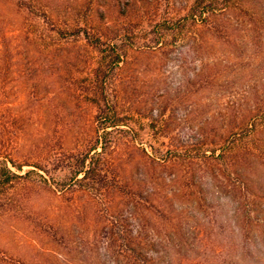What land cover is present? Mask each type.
I'll return each mask as SVG.
<instances>
[{"label": "rangeland", "instance_id": "rangeland-1", "mask_svg": "<svg viewBox=\"0 0 264 264\" xmlns=\"http://www.w3.org/2000/svg\"><path fill=\"white\" fill-rule=\"evenodd\" d=\"M191 1L0 0V162L5 159L14 171L9 161L22 164L20 173L34 169L23 179L14 206L0 208V264H102L101 211L109 201L112 208L128 204L115 196L103 206L100 200L106 197L64 188L72 183L70 173L51 171L49 163L51 155L81 149L94 136L88 82L97 54L83 31L132 33L131 43L141 46L149 43L152 25L183 15ZM241 8L209 18L210 30L166 45L164 53L132 52L113 75L117 86L124 85L133 112L125 118L124 131L111 135L125 137L121 142L126 144L112 167L122 183H137L151 205V220L145 223L141 216L140 222L170 240L168 247L187 243L182 257L194 259L192 264H203L205 257L220 264L218 249L228 240L211 234L204 216H211V208L197 212L199 193L189 185L202 181L207 203L220 196L229 204L237 190L227 176L206 174L196 162L195 169L187 161L152 166L144 150L151 143L183 151L186 136L193 142L204 139L203 149L217 148L228 130L246 133L255 118L259 135L246 151L238 178L264 209V123L259 119L264 111V0H248L247 12ZM249 18L258 21V30H252ZM182 80L189 83L187 90L172 98L167 89ZM142 210L149 215L145 206Z\"/></svg>", "mask_w": 264, "mask_h": 264}, {"label": "trees", "instance_id": "trees-1", "mask_svg": "<svg viewBox=\"0 0 264 264\" xmlns=\"http://www.w3.org/2000/svg\"><path fill=\"white\" fill-rule=\"evenodd\" d=\"M247 2L248 0H192L183 15L163 19L152 25L148 33L149 38L147 37L149 43L144 42L141 46L131 43L134 38L132 33L122 34L114 31V34L113 32L94 34L83 31L85 40L97 54L88 82L92 92L89 104L95 110L94 136L90 143L81 149L70 153L60 151L51 155L49 163L51 171L67 170L70 173L68 179L72 183H64V188L69 187L72 191L77 188L79 192L98 200H100L98 196L106 197L100 200L103 206L105 200L115 196L119 198V201L121 200L120 202L123 200L128 204L129 207L126 209H121L119 205L112 208L109 201L107 208L101 211L100 218L104 222L102 223L104 232L101 235V246L98 247V252L102 264H192L194 260L192 258L190 262L188 256L182 257L183 252L189 250L187 243L184 246L183 241V245L176 243L168 247L170 240L161 239L153 227L140 222L141 216L145 217V223L149 221V217L151 220V205L143 199V192L137 183H133L130 187L122 183L112 167L111 163L115 164L118 157L122 156L120 150L126 144L123 145L121 142L125 137L118 138L111 135L116 131H124L122 127L126 125L125 118L129 112H133V106H129L127 95L123 96L124 85L117 86L113 75L121 69L123 63L129 60L132 52L139 51L135 52L139 55L164 53L166 45L172 46L175 41L191 37L193 33L200 31L205 33L210 30L208 29L209 18L219 19L220 12L229 14L235 6H240L242 11L247 12ZM246 14L245 17L249 15ZM249 19L252 30H258L260 28L258 21L255 18ZM215 26L218 25L211 28ZM207 70L210 72L212 67ZM188 86L187 80H182L173 89H167V92L172 98H177L180 93L187 90ZM259 119L264 123V111ZM250 120L254 124L255 118ZM253 124L247 125L253 128L246 127V133L237 134L235 131L228 130L227 137H220L217 148L203 149L200 144L208 145L204 139L198 138L196 142H193L192 138L186 136L181 147L185 152H189L190 149L195 151L190 155L183 154L182 150H178L177 145L174 149L164 151L149 143V153L144 150L152 166L160 161L164 165H173L176 161L179 163L187 161L189 167L193 166L195 169L194 162H196L201 166L200 170L205 171L204 173L210 170L213 175L227 176L226 178L233 185L231 189L237 190L233 192V199L230 203L228 202L229 204H226L227 201L222 202L220 196L207 203L209 200L204 193L208 191L203 189L204 183L201 181L189 185V188L196 189L199 193L194 201L196 205L197 202L200 204L197 212L203 213L211 208L209 211L211 216H208V213L204 214L211 234L228 240L218 249L222 256L220 264H264V209H261V205L258 204L256 195L248 192L246 181L240 178L243 173L239 170L241 162L244 164L247 156L246 151L253 146V142L259 135ZM186 142H189L188 145H185ZM9 162L19 173L10 168L8 161L2 159L0 162V208L7 209L14 206L19 188L26 184L25 177L34 171V169H28L20 173L22 164ZM38 169L48 172L42 165H38ZM40 176L43 177L41 174ZM55 186L61 188L57 183ZM191 189L190 193L195 196ZM227 205L229 210L226 208ZM143 206L148 209L149 215L144 213ZM223 208H226L225 214L222 213ZM204 260L203 264H215V259L205 257Z\"/></svg>", "mask_w": 264, "mask_h": 264}]
</instances>
